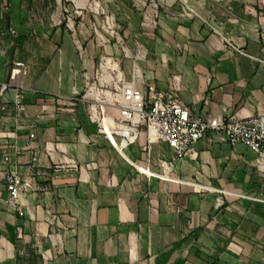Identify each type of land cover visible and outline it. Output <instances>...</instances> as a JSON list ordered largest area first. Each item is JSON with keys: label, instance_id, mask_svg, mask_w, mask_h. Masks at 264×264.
<instances>
[{"label": "crops", "instance_id": "obj_1", "mask_svg": "<svg viewBox=\"0 0 264 264\" xmlns=\"http://www.w3.org/2000/svg\"><path fill=\"white\" fill-rule=\"evenodd\" d=\"M1 1L0 264H264L257 154L203 140L174 158L144 129L120 151L112 99L117 84H154L192 113L264 115V0H123L135 47L120 50L72 33L57 1ZM15 62L28 73L10 83ZM8 172L30 183L23 215L4 203Z\"/></svg>", "mask_w": 264, "mask_h": 264}, {"label": "built area", "instance_id": "obj_2", "mask_svg": "<svg viewBox=\"0 0 264 264\" xmlns=\"http://www.w3.org/2000/svg\"><path fill=\"white\" fill-rule=\"evenodd\" d=\"M3 1L6 5L8 0ZM259 47L264 55V21L260 22ZM27 73L28 68L23 62H15L10 71V83H16L17 78ZM6 88L7 84H2L1 93ZM112 99L117 103L119 112L120 127L115 130V134L119 137L120 151L134 143L139 132L144 129L148 143H166L174 158L193 155L198 142L213 140L231 146L242 143L257 154L260 168L264 163V115L239 118L234 114L225 119L192 113L177 89L160 90L154 84H147L144 88L134 83L117 84ZM20 100L17 95V109L23 110ZM4 159L8 160L7 156ZM5 183L9 196L4 203L23 215L20 197L30 187L29 181L16 172H8Z\"/></svg>", "mask_w": 264, "mask_h": 264}, {"label": "rangeland", "instance_id": "obj_3", "mask_svg": "<svg viewBox=\"0 0 264 264\" xmlns=\"http://www.w3.org/2000/svg\"><path fill=\"white\" fill-rule=\"evenodd\" d=\"M56 1L58 3V8L61 9L59 10V13L61 14L62 21H65L66 24L71 27L72 33L77 31L79 36L85 38L95 35L97 43H102L103 40H106V43L109 41L118 50L121 49V46H129L132 49L135 47L134 39H129L131 35L129 27L126 26V13H130L129 11L131 9L135 11L136 6L141 8L143 5L152 3L151 0H130L131 4L136 3L137 5L125 6L122 4L123 0H77L76 4L84 3V5H86L85 8L82 9L81 7L78 9L70 0H37L39 3L52 5L54 2L56 3ZM1 2L4 3L3 0ZM89 12L91 14L90 20L87 15ZM104 36H106V39L103 38ZM81 42L83 47H86L87 39H84V42ZM100 54L103 53L100 52ZM102 64L103 56H100L97 61V70ZM84 94H86V91ZM88 100L91 102L95 99L89 98ZM99 100H102V98ZM86 105H90L89 108L95 118H101L104 115L103 109L100 106L97 105L96 109L92 102L90 104L86 103Z\"/></svg>", "mask_w": 264, "mask_h": 264}, {"label": "bare ground", "instance_id": "obj_4", "mask_svg": "<svg viewBox=\"0 0 264 264\" xmlns=\"http://www.w3.org/2000/svg\"><path fill=\"white\" fill-rule=\"evenodd\" d=\"M105 127H106V131L110 133L109 128H108L107 126H105ZM112 140H113V139H112ZM113 141H114V140H113Z\"/></svg>", "mask_w": 264, "mask_h": 264}]
</instances>
